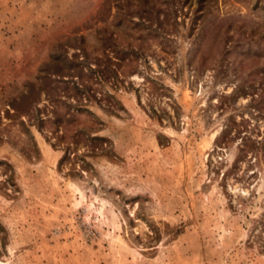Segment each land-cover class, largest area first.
Wrapping results in <instances>:
<instances>
[{
    "label": "rangeland",
    "instance_id": "rangeland-1",
    "mask_svg": "<svg viewBox=\"0 0 264 264\" xmlns=\"http://www.w3.org/2000/svg\"><path fill=\"white\" fill-rule=\"evenodd\" d=\"M0 264H264V0H0Z\"/></svg>",
    "mask_w": 264,
    "mask_h": 264
}]
</instances>
